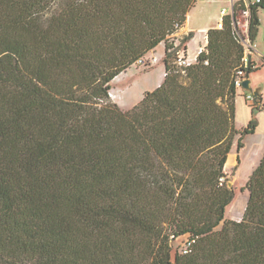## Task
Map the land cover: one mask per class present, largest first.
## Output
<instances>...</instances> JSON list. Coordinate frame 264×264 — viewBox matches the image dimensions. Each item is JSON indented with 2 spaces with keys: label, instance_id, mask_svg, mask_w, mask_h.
Instances as JSON below:
<instances>
[{
  "label": "trees",
  "instance_id": "trees-1",
  "mask_svg": "<svg viewBox=\"0 0 264 264\" xmlns=\"http://www.w3.org/2000/svg\"><path fill=\"white\" fill-rule=\"evenodd\" d=\"M195 2L0 0V264H264V153L226 216L228 158L262 108L246 95L237 128L236 80L259 66L235 20L250 11L253 41L264 0H235L181 67ZM162 43L164 81L122 109L112 81Z\"/></svg>",
  "mask_w": 264,
  "mask_h": 264
},
{
  "label": "rangeland",
  "instance_id": "rangeland-1",
  "mask_svg": "<svg viewBox=\"0 0 264 264\" xmlns=\"http://www.w3.org/2000/svg\"><path fill=\"white\" fill-rule=\"evenodd\" d=\"M214 5L220 6L221 3H216ZM238 19L241 22V24H239L238 21V24L241 28V31L244 33L242 27H244L246 18L242 12L238 14ZM187 36L188 35L183 36L179 32L175 36V41L178 46L180 45V50H183L186 47V44H183V40ZM204 43L205 42L203 40L201 42V45H203ZM159 46L157 47V55L160 56V59L158 61L154 62V59L157 58L156 56L146 55L143 58L145 63H137L130 66L126 71L122 72L112 81V99L122 109L128 110L132 108L135 104L139 103L143 99L146 91L154 90L156 87H158V84L164 79L165 67L162 58L163 50L162 46ZM199 46L200 44L195 43V46L193 47V49H195V53L199 51ZM154 51H156V49ZM190 60L193 62L192 59ZM263 66L264 63H261V65H259V69L251 73L252 75L250 79L253 81L254 87L257 86V80H259V82L261 83H264ZM261 93L263 100L262 108L255 109L254 111L253 108L250 107L246 101L247 95L251 99L250 102L254 104L255 101L252 92L241 91L236 98L237 128L241 130L246 127L249 124L250 120L253 118V112L258 120V123L254 133L246 134L243 137L244 145L240 149H238L237 146L240 134L237 135L234 146L228 158V162L226 165L227 178L229 181V185L233 187L235 191V199L232 204L227 208V218H233L237 220L242 218L249 194L248 190L245 188L246 183L264 153V91H262ZM183 240L184 237L179 238L175 242V246L179 248Z\"/></svg>",
  "mask_w": 264,
  "mask_h": 264
},
{
  "label": "crops",
  "instance_id": "crops-1",
  "mask_svg": "<svg viewBox=\"0 0 264 264\" xmlns=\"http://www.w3.org/2000/svg\"><path fill=\"white\" fill-rule=\"evenodd\" d=\"M195 3L196 4L192 6L191 10L187 15V20L184 26L179 31V33H181L183 36L193 33V37L188 41V43L185 45L186 47L184 48L187 51V55L189 56L190 59L193 60V62L196 61V54H197V52L195 53V49H193L195 43L196 44L198 43L201 46V42L204 40L205 43L203 45L207 44L209 30L211 28L219 27V23L222 21L225 15L223 14L224 9L227 10L226 14L232 13V7L234 6L235 0H196ZM216 3H221V5L215 6L214 4ZM242 13L246 18L245 19L246 22L244 23V27L242 28L244 30V34L248 38L249 14L245 11ZM259 16L261 22L259 25L257 36L253 41H251L248 38V42H247L248 45H250V51L248 52V54L251 55V61H253L257 66L261 65V63H264V8L260 10ZM239 24H241L240 21ZM161 46L163 50L162 58H164L166 53V44L162 43L160 44L159 47ZM153 55L156 56L158 60L160 59V56L157 55V48L156 51H153L150 54V56ZM251 75L252 74L249 75L250 78ZM162 82H160L158 86ZM251 85L254 89H260L261 92L264 91V83L259 82V80L256 81V85H257L256 87L253 86L254 85L253 81L251 82ZM241 91H246V90L244 88H241L240 92Z\"/></svg>",
  "mask_w": 264,
  "mask_h": 264
},
{
  "label": "built area",
  "instance_id": "built-area-1",
  "mask_svg": "<svg viewBox=\"0 0 264 264\" xmlns=\"http://www.w3.org/2000/svg\"><path fill=\"white\" fill-rule=\"evenodd\" d=\"M246 1H247V0H246ZM256 2H261V0H249V1H247V3H256ZM245 12H247V13L250 15V11H249V10H245ZM226 13H227V10L224 9V10H223V14H226ZM222 26H223V19H222V21L219 23V27H222ZM176 35H177V34H176ZM207 41H208V39H207ZM205 46H206V44L200 46V49H199V51H198L197 54H196V59H197V57H198L203 51H205ZM184 50H185V49H184ZM184 50L181 51V53L179 54V57H178V59H177V64H178L179 66H181V67H186V66H189V65H191V64L193 63V62L189 59L188 55H186V50H185V51H184ZM243 61H244L245 65H247V64L249 63L248 55H246V56L244 57ZM140 62H143V60H141ZM243 80H244V79H242V78H238V79L236 80V84H237V86H240L241 88H243V86H242ZM253 98H254V97H253Z\"/></svg>",
  "mask_w": 264,
  "mask_h": 264
},
{
  "label": "water",
  "instance_id": "water-1",
  "mask_svg": "<svg viewBox=\"0 0 264 264\" xmlns=\"http://www.w3.org/2000/svg\"><path fill=\"white\" fill-rule=\"evenodd\" d=\"M232 14L234 15V6L232 7ZM238 22L235 20V24H236V26L238 25L237 24ZM243 38V40L245 41V42H248V38L247 37H245V36H243L242 37ZM248 58H249V62H251V55L250 54H248ZM242 86H243V88L246 90V91H250V92H252L253 94V97H254V100H255V102L259 105V104H262V93H261V91H260V89H254L253 87H252V85H251V79H250V77H246V78H244V80H243V83H242ZM251 94V93H250Z\"/></svg>",
  "mask_w": 264,
  "mask_h": 264
}]
</instances>
